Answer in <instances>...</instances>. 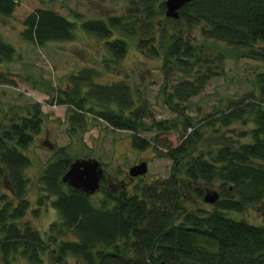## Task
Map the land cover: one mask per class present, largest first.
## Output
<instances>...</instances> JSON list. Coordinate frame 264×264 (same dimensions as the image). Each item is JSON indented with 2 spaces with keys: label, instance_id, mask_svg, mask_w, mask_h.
I'll return each instance as SVG.
<instances>
[{
  "label": "trees",
  "instance_id": "16d2710c",
  "mask_svg": "<svg viewBox=\"0 0 264 264\" xmlns=\"http://www.w3.org/2000/svg\"><path fill=\"white\" fill-rule=\"evenodd\" d=\"M163 1L133 0L138 13L130 22L112 15L105 19H83L80 25L102 37L120 27L131 36L138 35L139 52L161 57V63L167 64V67L162 64L161 86L168 83L167 77L175 68L186 73L177 75L169 90L167 86L164 89L168 108L176 111L169 122L156 120L145 99L138 93L135 98L127 82H96L93 75L98 70L90 66L69 74L67 88L54 98L57 103L73 107L67 108L68 120L77 121L75 109H80L93 112L112 129L132 131L134 147L142 148L157 141L156 132L160 130L178 128L177 142L162 141L156 150L171 160V174L158 182L137 184L131 192L126 186L103 192L102 199L95 204L90 194L61 182L71 157L58 153L43 165L37 176L43 196L56 211L45 231L50 245L31 222L22 219L30 206L25 195L29 182L25 169L31 160L20 148L40 129L43 113L35 102L30 108L26 106L24 112L1 111L3 264H9L16 254L30 263L40 262L46 248H50L47 253L57 264L67 255L83 264H264V223L255 224L231 215L243 212L247 204H264V0H190L179 8L176 18L164 16ZM17 2L0 0V14H11ZM75 23L49 7H36L23 17L19 34L35 45L70 40ZM193 28L203 39L240 48L246 56L263 64V69L254 74V90L214 109L210 119L205 117L206 124L215 122L217 126H227L232 121L250 122L251 126L237 132L238 136L247 137L246 141L235 138L234 145L197 147L199 128L181 107L204 88L211 75L217 74L209 65L221 67L223 55L221 52L200 55L194 45ZM105 43L117 59L127 45L120 33L105 39ZM14 52L13 45L0 37V62L11 59ZM8 73L12 71L0 68V83L12 82ZM52 98L53 95L51 101ZM152 129V136L138 134ZM62 150L60 147L59 152ZM208 184L219 190L218 198L206 208L198 203L187 207L184 202L188 198L192 203L203 202L202 190ZM3 186L5 191L1 189ZM106 186L110 189L108 183ZM66 232L74 238H61Z\"/></svg>",
  "mask_w": 264,
  "mask_h": 264
},
{
  "label": "rangeland",
  "instance_id": "374dc122",
  "mask_svg": "<svg viewBox=\"0 0 264 264\" xmlns=\"http://www.w3.org/2000/svg\"><path fill=\"white\" fill-rule=\"evenodd\" d=\"M134 5L133 0H18L11 14L7 16L0 14V37L11 43L15 49L11 59L0 62V68L12 71L8 73L12 82L0 83V112L7 110L9 113L10 109L24 112L26 106L30 108L35 102L43 113L40 129L33 134L25 147L20 148L31 160L30 165L25 169V175L29 178L25 195L30 206L22 219L31 222L50 245V237L45 231L56 216V211L43 196L44 192L38 186L37 176L43 165L58 153L67 154L71 158L95 156L100 160L106 178L102 179L99 189L89 196L95 204L102 199L103 192L114 191L121 186H126L125 189L131 192L137 184L158 182L171 174V160L159 155L156 150L160 148L159 143L162 141L175 144L180 137L178 128L160 130L156 132L157 141L148 143L142 148L134 147L131 145L132 131L112 129L93 112L80 109H75L77 121L73 122L70 118L68 120L65 117L66 111L72 106L67 103H57L54 98L67 88L69 74L90 66L98 70V73L93 75L96 82L102 84L118 80L127 82L135 98L138 97V93L139 97L145 99L156 120L169 122L175 116L176 111L169 109L165 102L164 89L167 86L169 90L174 78L177 75H185V72L175 68L176 71L173 70L167 77L168 83L161 86L164 82L161 70L162 58L141 54L138 35L131 36L120 27L119 30L114 28L111 35L102 37L85 31L80 25L83 19H105L112 15H116L124 22H130L138 13ZM36 7H49L75 20L73 37L70 40L47 41L43 45H35L24 40L19 34L23 26L22 19ZM119 33L126 39L127 45L123 55L117 59L106 48L105 39L119 36ZM191 33L200 55L220 52L223 55L221 67H216L212 63L209 65L210 68L218 71L217 74L211 75L204 88L197 94L191 95L181 107L184 114L199 128L197 147L208 149L225 143L234 145L235 138L246 141L248 138L238 136L237 132L251 126L250 122L244 124L240 121H232L227 126H217L215 122L206 124L205 117L210 119L214 116V109L222 107L230 99L254 90V74L263 69L262 62L246 56L240 48L227 47L218 40L203 39L197 28H193ZM163 66L167 67V64ZM214 127L217 131H214ZM138 134L148 137L154 134V130H141ZM60 147L63 150L59 152ZM142 159L146 160V172L129 178L126 172L128 166ZM205 186L208 187L202 190V195L204 191L218 190L213 184ZM1 189L6 190L4 186ZM186 200L188 201L184 203L187 207H195L196 203L201 207H209L204 201L197 200L192 203L189 198ZM231 215L244 217L255 224L264 223V204L250 203L245 206L243 212H231ZM60 237L74 238L67 232ZM50 245L48 244L49 247ZM48 249L50 248H46L41 254L43 258L40 262L30 263L26 258L16 254L10 259L9 264H57L48 255ZM0 264H3L1 256ZM59 264L83 263L77 262L74 256L67 255Z\"/></svg>",
  "mask_w": 264,
  "mask_h": 264
},
{
  "label": "water",
  "instance_id": "95a60500",
  "mask_svg": "<svg viewBox=\"0 0 264 264\" xmlns=\"http://www.w3.org/2000/svg\"><path fill=\"white\" fill-rule=\"evenodd\" d=\"M190 0H164L163 14L169 18L178 16L179 8ZM146 171V162L140 160L130 165L127 172L130 176L142 174ZM102 177L100 161L95 157H78L69 162L65 171L60 177L61 182L80 191L90 194L98 189ZM218 197L215 190L205 191L203 200L208 203L214 202Z\"/></svg>",
  "mask_w": 264,
  "mask_h": 264
},
{
  "label": "flooded vegetation",
  "instance_id": "af4514ba",
  "mask_svg": "<svg viewBox=\"0 0 264 264\" xmlns=\"http://www.w3.org/2000/svg\"><path fill=\"white\" fill-rule=\"evenodd\" d=\"M48 145H50V143H48ZM104 178V176L101 177V179Z\"/></svg>",
  "mask_w": 264,
  "mask_h": 264
}]
</instances>
